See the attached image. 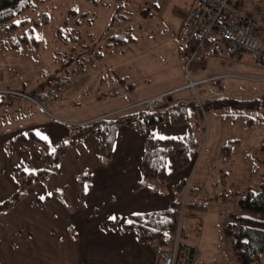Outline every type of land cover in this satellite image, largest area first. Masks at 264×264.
<instances>
[{"label":"rangeland","instance_id":"obj_1","mask_svg":"<svg viewBox=\"0 0 264 264\" xmlns=\"http://www.w3.org/2000/svg\"><path fill=\"white\" fill-rule=\"evenodd\" d=\"M196 1L138 0L127 8L132 14L135 43L124 48L122 58L132 60L134 64L138 92L134 93L133 97L107 96L101 99L96 96L109 89L104 81V75L107 74L106 62L104 58H93L91 62L84 63L87 57L84 43L86 42L89 48L91 42L85 33L92 37L91 55L94 57L97 51L100 52L99 48L104 41L102 34L110 20L113 0H51L25 11L17 19L30 20L42 12H47L49 18L48 23L39 30V37L38 28L35 29L34 36L38 43L33 47L36 49L22 50L19 53L3 49L0 51V120L2 115H5L8 121V125L2 128L9 131L11 128L41 125L45 121L60 122L59 124L69 127L89 122L98 114H102L98 116L101 118L113 116L141 107L138 104L146 98L138 97L136 100L137 95L151 93L172 82L187 85L179 90L168 91L167 97L159 105L160 108L179 99L192 104L206 98L210 100L226 96L244 100L260 95L264 91V72H261L264 66L257 64L249 56L247 58L252 60L253 65L250 60L248 67L240 66L241 63L238 62L234 67H229L220 62L222 53L216 54L211 57L203 76L213 73L218 76V80L207 79L208 82L203 80L204 82L198 85L205 95L202 96L199 92L197 82L188 86V71L177 67L179 51L185 45V41L180 38V29L183 16L190 13ZM68 9L76 11L71 21L76 20L80 14L85 16L80 20L79 27L66 35V43H61L54 30L62 22ZM261 26L264 27L263 24ZM222 52L225 53L224 49ZM143 77L147 81L140 84L138 80ZM101 78L103 83L98 84ZM232 116L223 109L206 111L200 120L201 130L198 131L193 127V120L190 122L196 141V152L191 164L182 171L186 181L184 191L173 193V198L185 204L194 201L206 207L203 214L194 218L186 216L182 208L180 216L178 231L184 227L188 235L187 242L194 247L193 264H238L223 236L224 224L229 222L230 215L264 221V215L239 208L236 203L241 194H235L234 188L229 187L232 184L241 190L246 187L253 191L258 190L264 174V166L260 163L264 153L257 149L264 141V132L258 127L243 128L237 122L231 121ZM182 129L186 130V126ZM158 132L163 134L167 131L157 128L154 133ZM233 140L234 144L226 148V143ZM220 181L224 182L226 187L222 186ZM189 187H199L197 192L194 191L198 195H186ZM28 191L27 195L31 193ZM66 197L70 200L68 202L73 200L71 191ZM26 199L27 197L22 202L26 203ZM50 205L46 212H52L54 216L47 215L44 210L40 211L44 218H38L39 213L36 214V219L43 221L39 226L31 219L34 214L28 216V219H22V231L17 229L11 236L26 239L27 230L34 232L30 233V236L38 238L62 234L63 225L54 208L60 214L61 211L53 204ZM73 212L70 219L75 220L87 217L86 213H89L95 221H99L107 214L103 206L98 208L95 216L89 207L85 212L78 208ZM15 219V226L18 227L21 224L19 215ZM178 237L176 234L175 240ZM172 250H175L174 246L168 251ZM163 252L155 255V264H159V257ZM261 262L264 263V253Z\"/></svg>","mask_w":264,"mask_h":264},{"label":"trees","instance_id":"obj_2","mask_svg":"<svg viewBox=\"0 0 264 264\" xmlns=\"http://www.w3.org/2000/svg\"><path fill=\"white\" fill-rule=\"evenodd\" d=\"M49 1L51 0H0V51L3 49L19 53L22 50L33 51L36 49L33 47L38 43L37 38L34 36L35 29L38 28L37 37H39V30L48 23V13L42 12L36 18L30 20L17 19V17L25 11L32 10L37 5ZM137 1L113 0L114 6L110 20L102 34L105 46L120 47L134 40L131 26L132 14L127 11V8ZM245 2L246 0H226L228 7L238 11L243 16L256 19L259 24H263L264 17L263 19L260 17L263 15L261 12H264V0H254V2L249 0L247 6H249L250 11L248 8L246 10ZM75 12L73 9L66 10L62 22L54 30L56 38L61 43H66V35L79 27L80 20L85 16V14H80L76 20L71 21L76 15ZM87 24L89 26V20ZM85 34L91 42L89 48L87 43H84L85 56H87L84 63L100 57L98 51L92 57V37L88 33ZM209 39H206L200 46L194 39L185 41L181 52V60L184 63L187 59H190L187 64L184 63V68L188 72L202 68L205 65V58L201 57V51L204 45L209 42ZM218 39L220 38L218 37ZM220 41L224 44L222 39ZM214 80L217 81L218 79ZM113 95L114 93H102L98 97L105 98ZM138 105L141 107L134 108L135 110H126L113 116L98 117L89 122L69 126L66 134L52 146L36 136L33 131L17 134L15 141L22 150L26 141L31 142L37 151L39 166L35 170L26 171L10 167L9 172L17 188L1 201L0 216L21 202L27 196V189L32 185L44 184L54 177L68 151L76 145H81L86 136L95 138L96 157L102 164H106L111 158L112 148L120 127L130 128L144 136L142 153L138 162L141 180L131 187L132 190H137L148 182H154L159 186L167 184L166 167L169 160L172 168L176 171H182L191 164L196 152V141L192 127L190 128V122L193 120V127L195 126L196 131L201 130L199 128L200 120H202L203 113L206 111L223 109L233 115L232 122H237L243 128L258 127L263 129L264 132V91L260 95L244 100H236L226 96L215 97L210 100L207 98L206 100H197L192 104H188L183 100H176L172 104L161 108L157 107L152 111L141 103ZM6 118L3 120H6ZM162 123H169L173 126L186 125L187 131L181 136L168 138H151L145 135L148 128ZM234 142V140L227 142L226 148L231 147ZM11 144V140H6L4 143V149L8 155L10 154ZM257 150L264 153V141ZM260 163L264 166V157L261 158ZM89 176V170L85 169L75 179L78 188L77 197L80 200L82 199L81 183L89 186ZM223 183L220 184L225 186ZM185 185V179L179 180L172 185L173 193H182ZM199 187H189L186 195H198L196 192ZM229 187L234 188L235 194H241L236 203L239 208L264 215V174L260 179L257 191H253L248 187L241 190L232 184ZM223 190L225 191V189ZM51 196L64 207H68V198L63 191L54 190ZM31 201L34 205L41 203L39 198ZM182 208L183 211L185 210L186 216L193 218L206 211L204 205L194 201L185 204L174 198L163 210L128 215L126 221L120 224H116L112 220L102 219L99 221L98 226L103 231L133 233L138 244L149 246L156 255L161 251H168L174 246V264H193L195 259L194 247L187 242L188 235L185 233L184 227H181L178 231ZM176 234L179 237L175 240ZM223 236L228 241L230 251L238 264H264L261 262V256L264 253L263 220L230 215L229 222L223 226Z\"/></svg>","mask_w":264,"mask_h":264},{"label":"crops","instance_id":"obj_3","mask_svg":"<svg viewBox=\"0 0 264 264\" xmlns=\"http://www.w3.org/2000/svg\"><path fill=\"white\" fill-rule=\"evenodd\" d=\"M248 1L245 2L246 10L248 8L250 11L249 6H247ZM252 1L254 2V0ZM188 14L183 16L181 26ZM261 14L263 15L260 18L263 19L264 12L262 11ZM134 41L120 47H107L102 43L99 48L100 57L97 59L104 58L106 62L105 73L107 74L104 75V81L105 86L109 88L108 91L102 93H114L111 97L116 98V96L133 97V94L138 92L134 64L132 60L122 58L124 48L134 44ZM223 49L225 53L222 52ZM182 50L183 47H181L178 55V69H185L183 60H181ZM220 53H222V60L220 61L222 65L226 64L229 67H234L238 62V64L241 63L240 66L248 67V64H250V56L248 58L247 56H244L245 58H235L213 32L209 42L204 45L201 51V57L205 58V65L192 72H187L190 77L188 85L195 82L202 84L203 80L208 82L207 79H218V76L213 73L209 76H203V74L208 69L211 57ZM261 72H264V70ZM262 80L264 81V78ZM146 81L144 77L138 80L140 84ZM99 83H103V78L99 80ZM186 85L180 84V82L177 84L172 82L170 85L164 84L151 93L137 95L136 100L138 97L148 99L171 90H179L185 88ZM198 88L200 87L198 86ZM202 91L203 89L200 88L199 92L203 96L205 92ZM98 95L96 98L101 99ZM100 115L98 114L95 118ZM2 117L0 122V181H3L0 186V201L6 199L17 187L10 175V167L26 171L35 170L39 166L37 151L31 142L26 141L22 150L15 141L16 135L33 131L48 145H53L67 131V127L59 124L60 122L50 121H45V123L37 126L11 128L7 131L2 128L8 125L7 118L3 120L6 116L2 115ZM184 126L186 125L173 126L169 123H162L148 128L145 135L151 138L181 136L187 131V126L186 130L182 129ZM157 128H163L167 132L163 134L154 133ZM143 138V135L130 128L120 127L112 148L111 158L106 164L100 163L96 157V140L93 136H86L81 145L72 147L60 163L54 177L44 184L32 185L27 189V191L29 190L28 193L30 191L31 193H29L30 197L29 195L26 196V203L21 200L16 206L0 216V264H153L155 260L153 258L156 254L149 246L138 244L133 233L103 231L98 226L100 220L95 221V218L89 216V213H86L87 217L82 219H70V215L74 213L75 208L85 212V209L89 207L93 210L95 216L98 208L101 209V206H103L107 214L100 219L116 220L113 222L120 224L126 221L128 215L163 210L171 200H174L172 185L184 178L182 175L184 170H174L170 160L166 167L167 184L159 186L154 182H148L140 189H131L135 183L141 180L138 162L142 153ZM6 140L12 141L9 155L4 149ZM85 169L90 172V184L87 186L85 183H81L82 199L80 200L77 197L78 188L75 179ZM54 190L63 191L66 195L71 191L73 200L69 202L68 207H64L51 196ZM35 198H41V203L34 205L31 200ZM50 204L61 211L60 214L54 208L63 225L62 234L38 238L30 236V233L34 232L27 230L28 236L26 239L11 236L13 235L12 232H16L17 229L22 231V219H28V216L33 214L34 216H31L32 221L38 226L41 225L43 221L36 219V214L42 210L46 212V209L51 207ZM46 213L54 216L52 212ZM17 215H19V221H21L18 227L15 226ZM43 215L39 213L38 218H44ZM50 222L51 220L48 221V223Z\"/></svg>","mask_w":264,"mask_h":264},{"label":"built area","instance_id":"obj_4","mask_svg":"<svg viewBox=\"0 0 264 264\" xmlns=\"http://www.w3.org/2000/svg\"><path fill=\"white\" fill-rule=\"evenodd\" d=\"M212 32L224 41L233 56L249 55L264 66V27L256 19L228 7L226 0H197L180 30V37L184 41L194 39L200 46ZM168 93L145 99L141 104L152 111ZM159 264H174V250L163 252Z\"/></svg>","mask_w":264,"mask_h":264}]
</instances>
